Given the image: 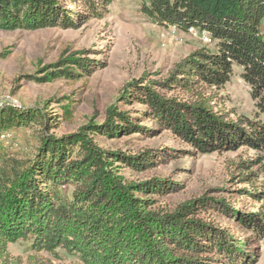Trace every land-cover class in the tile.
Listing matches in <instances>:
<instances>
[{
	"label": "trees",
	"instance_id": "16d2710c",
	"mask_svg": "<svg viewBox=\"0 0 264 264\" xmlns=\"http://www.w3.org/2000/svg\"><path fill=\"white\" fill-rule=\"evenodd\" d=\"M112 1L0 0V30L78 27L89 16L101 17ZM141 10L161 25L207 32L214 47L190 52L165 78L154 80L146 73L127 83L120 100L133 96L142 102L141 116L110 106L103 122L89 120L74 132L56 135L51 129L60 119L72 118L74 100H55L60 111L53 114L47 105L0 103V136L26 127L35 129L36 140L31 152L20 154L0 139V262L10 256L9 244L22 239L36 250L52 253L59 247L75 253L84 264H224L235 253L242 255L241 246L226 229L200 216L209 209L235 217L256 233L264 231V184L258 183L264 176V0H147ZM93 63L72 53L48 64L42 76L25 77L37 82L76 79L99 65ZM236 68L258 119L235 121L216 110L217 91ZM174 90L186 98L168 95ZM142 116L203 152L253 149L256 153L237 163L232 176L251 185L240 190L263 201L262 214L241 213L224 199L206 196L173 209L155 206L151 195L175 189V182L130 181L120 166L153 164L160 157L156 150L127 156L95 139L145 132L146 126L134 122Z\"/></svg>",
	"mask_w": 264,
	"mask_h": 264
},
{
	"label": "rangeland",
	"instance_id": "374dc122",
	"mask_svg": "<svg viewBox=\"0 0 264 264\" xmlns=\"http://www.w3.org/2000/svg\"><path fill=\"white\" fill-rule=\"evenodd\" d=\"M146 2L113 0L101 17L89 16L78 27L0 30V55L6 53L4 57L0 56V103L10 100L23 106L47 105V110L53 114L60 111L55 100L63 103L74 100L71 103L72 118L60 119L51 129L56 135L74 132L89 120L103 122L110 106L124 110L130 116H141L139 111L145 108L142 102L133 96L128 102L120 100L127 83L146 73L154 80L165 78L174 64L190 52L201 47H214L213 42H205L202 34L195 30L183 31L149 18L141 10ZM72 53L94 59L99 65L76 79L37 82L25 77L27 74L42 76L48 64ZM235 72L231 80L217 91L216 110L235 121L241 116L257 118L249 87L239 76L237 68ZM168 95L186 98L179 90L169 91ZM134 119V122L146 126L147 131L110 138L95 136V139L102 147L118 150L127 156H137L148 149L156 150L160 157L154 158L153 164L139 169L120 166L130 181L158 178L175 182V189L151 195L156 201L155 206L173 209L185 200L206 196L224 199L241 213L262 214L260 205L263 201L258 202L240 190L244 186L251 188V185L232 176L237 163L256 153L253 149L240 146L203 152L188 142L173 138L167 130L157 128L150 118ZM1 140L15 152L29 153L36 144L35 129L16 128L10 131L9 137ZM252 169L256 171L257 167ZM258 183L264 184V176H259ZM64 191L68 193L70 188L64 187ZM200 216L226 229L241 246L239 253L242 255L235 253V258L232 261L225 259L224 264H264V231L256 233L243 227L235 217L213 209ZM8 252L10 256L0 264H84L75 253L59 247L52 253L36 250L31 242L22 239L9 244Z\"/></svg>",
	"mask_w": 264,
	"mask_h": 264
},
{
	"label": "built area",
	"instance_id": "2783aa9c",
	"mask_svg": "<svg viewBox=\"0 0 264 264\" xmlns=\"http://www.w3.org/2000/svg\"><path fill=\"white\" fill-rule=\"evenodd\" d=\"M188 30L191 31V32H193L194 30H195V32L197 31L193 27H190ZM201 34H202L203 39H204L205 42H207V43H211L212 42L211 37H210V35L207 32L203 31ZM9 136H10V131H6V132L1 134L0 139H4V138L9 137Z\"/></svg>",
	"mask_w": 264,
	"mask_h": 264
}]
</instances>
